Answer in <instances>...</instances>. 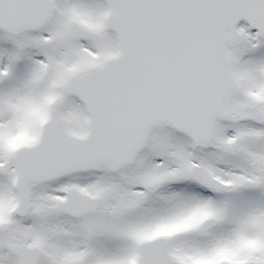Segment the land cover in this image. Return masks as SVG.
<instances>
[{
  "label": "snow or ice",
  "instance_id": "1",
  "mask_svg": "<svg viewBox=\"0 0 264 264\" xmlns=\"http://www.w3.org/2000/svg\"><path fill=\"white\" fill-rule=\"evenodd\" d=\"M0 264H264V0H0Z\"/></svg>",
  "mask_w": 264,
  "mask_h": 264
}]
</instances>
